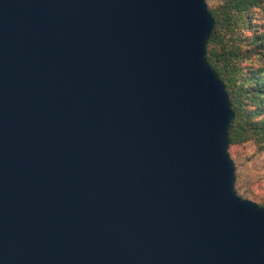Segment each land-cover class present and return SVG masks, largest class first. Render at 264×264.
I'll list each match as a JSON object with an SVG mask.
<instances>
[{
    "label": "water",
    "instance_id": "1",
    "mask_svg": "<svg viewBox=\"0 0 264 264\" xmlns=\"http://www.w3.org/2000/svg\"><path fill=\"white\" fill-rule=\"evenodd\" d=\"M213 27L206 0H0V264H264Z\"/></svg>",
    "mask_w": 264,
    "mask_h": 264
},
{
    "label": "trees",
    "instance_id": "2",
    "mask_svg": "<svg viewBox=\"0 0 264 264\" xmlns=\"http://www.w3.org/2000/svg\"><path fill=\"white\" fill-rule=\"evenodd\" d=\"M206 58L224 83L234 113L228 139L264 150V0H219ZM253 194L264 206V188Z\"/></svg>",
    "mask_w": 264,
    "mask_h": 264
},
{
    "label": "rangeland",
    "instance_id": "3",
    "mask_svg": "<svg viewBox=\"0 0 264 264\" xmlns=\"http://www.w3.org/2000/svg\"><path fill=\"white\" fill-rule=\"evenodd\" d=\"M218 2L219 0H206L209 7ZM229 153L235 165V189L238 195L262 203L253 194L258 187L264 188V150L260 151L253 142H248L231 148Z\"/></svg>",
    "mask_w": 264,
    "mask_h": 264
}]
</instances>
